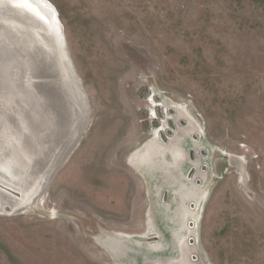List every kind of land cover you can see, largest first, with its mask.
Instances as JSON below:
<instances>
[{
    "label": "rangeland",
    "instance_id": "rangeland-1",
    "mask_svg": "<svg viewBox=\"0 0 264 264\" xmlns=\"http://www.w3.org/2000/svg\"><path fill=\"white\" fill-rule=\"evenodd\" d=\"M47 1L66 66L51 64L59 54L43 17L39 28L25 16L0 23V54L10 55L0 70L15 66L10 80L48 100L52 129L64 122L17 167L9 150L28 97H0V264H264V0ZM177 110L207 148L210 179L187 190L192 225L176 196L165 198L168 179L146 180L128 163L158 127L168 140Z\"/></svg>",
    "mask_w": 264,
    "mask_h": 264
},
{
    "label": "bare ground",
    "instance_id": "bare-ground-1",
    "mask_svg": "<svg viewBox=\"0 0 264 264\" xmlns=\"http://www.w3.org/2000/svg\"><path fill=\"white\" fill-rule=\"evenodd\" d=\"M28 2L33 7H35V9H36V7H38V9L42 13H44V12L46 13L47 12V14H46L47 17H46V15H44V16H41L40 14L39 15L41 17H43V19L46 20V24H47V22L49 23L48 26H46L45 29H46V31L48 33L51 34V37L54 38V42L56 41V43H57V52L59 54V58L58 57L57 58L53 57V61L51 63L52 66H55V62H54L55 60H56V64L60 63V58L61 59L63 58V65L66 66V63L64 62V58H67V52H66V49L64 47L65 46V44H64L65 43L64 35H63L62 27L60 26L61 28L58 29V26L56 25L58 20H57L56 11L54 10V6L52 4H50L47 0H28ZM10 17L11 16H9L7 18L6 14H0V21L2 22L3 21L2 19H4V21L6 20V22H7V20H8V22L14 21ZM32 18L34 20L33 22H30L32 26L36 25V24L37 25L40 24V20L39 19H36L33 16H32ZM51 18L56 22V24L50 23L51 20H52ZM40 25H42V23ZM41 31H43V29H41ZM2 36L4 38L7 37V32H4ZM3 37H2V39H3ZM0 38H1V34H0ZM59 39H61V41ZM2 49H5V48H2ZM5 56H10V55L5 54V53L3 54V52H1L0 61L3 62L5 60ZM53 62H54V64H53ZM1 68H2V70H0V72L4 73L3 76L7 77L8 80H9V81H6L7 79L0 80V83H1L0 84V94H1L0 97L3 98L4 102L10 104V102L12 101L14 96L17 95V94H20V100L22 98H25L26 95H25V91L22 89L23 88L22 84L18 81L19 90H17V87H13L14 86V82H12V81H15V80H10V77H12V76H10V74H8V71L9 72L11 70H13V71L16 70L17 71V68L15 66H12V65H8V66L3 65V66H1ZM69 72L71 73V71H69ZM53 75H54V77L58 78V76H59L58 70H55ZM42 81H44V80H42ZM76 83H77V81H76ZM56 93H59L58 89H57ZM43 100H42V102L40 101L41 102V104H40L39 101L36 100V96L35 95H32V96L29 95L28 98L25 101L27 103V108L23 112L24 113V117L20 118V116H18V120H20V121H19L17 126L19 127V134H20L21 140H18L19 145H16V142L14 141L15 142V143L13 142V144H14L13 145V149L14 150L11 149V148L9 150V154L11 153L10 156L15 157V155H17L16 156V162L19 163L17 165V167L21 166L22 164H26V163L30 162V160H34L37 156H40L42 153H44L45 148H48V145H49V144L46 145V142L49 139V135L50 134H54L57 129L63 130L62 127L59 125V124H63L64 123L63 121L61 123L57 124L52 129V127H51V126H53V124L51 123L52 120H50L49 117L47 118V114L46 113H42L41 112V110L43 109ZM45 100H44V104L48 107V105H49L48 100L46 98H45ZM13 101H15V100H13ZM172 107H174V106H172ZM181 112H182V110H177L176 111L177 115H175L174 119H173L174 123L175 122L177 123L176 129L173 130L172 128H170V130L173 132V134H171L170 137H167V139H168L167 141L166 140H161L159 142L158 139H156L158 137V135H157L156 129H155L154 132H153V138H151L152 141H148L147 143L146 142L142 143L133 152H131V154H130V156L128 158V163L135 171H137V172L141 173L142 175L146 176V180L149 177H151V179H153V177L155 178L156 176L159 179H163V178H165L166 180L168 179V183H167L168 186H166L164 188V190H163L165 198H168V196L171 195V194H172V196L173 195L176 196L172 200L173 204H176L177 200L179 201V204H181V206L183 208L182 211L183 212L185 211L183 216H185V217H187V215L191 216V218L189 219L188 223L191 222V225H192V223H195L197 220L195 218L196 216L194 217V214H195L194 210L190 209V206H187V203L191 200V196L194 197V196H196V194L194 192H189L188 193L187 190L188 189H192L193 190L195 188L196 183H197L198 180H199V182H202V184L204 186H206L205 184L208 183V181L210 179V174H209V170H206L205 173H204V171H201V169H200V166L203 167V164H204L203 163V161H204L203 158H205V157H202V156L198 157L196 155L194 160L189 161L190 158H191V151H190L191 148H194V149L197 150V148L199 147L198 142H195L193 140V136H195L196 133L199 134V132H197V131H200V127L198 128L196 126V124H195V126L193 124V126L189 130L186 129V128H181L180 127L181 124L179 123L180 122L179 120H184L185 122L188 121V118L185 116L186 114L184 112H182V117L179 116L178 113H181ZM157 114H158V112H156V115ZM167 117H169V114H168ZM75 119H76V115L74 116V120ZM85 119H86V117H85ZM151 119H153V118H151ZM87 120L88 119H86V121ZM166 120H168V119H166ZM82 124L84 125V123H82ZM83 125H81V126L83 127ZM162 129H164V127H162ZM81 130H79V132ZM157 130H160V128L158 127ZM193 130L195 132L192 133ZM4 133H5V131L1 132L2 135ZM155 135L157 137H154ZM189 138H191V139H189ZM194 139H195V137H194ZM1 145H5V144L2 143ZM17 148H18V154H17ZM199 153H201V152H199ZM61 161H62V159H61ZM10 164L12 165L13 162L10 161ZM14 167H15V165H14ZM188 168L190 170V180L191 181H188L184 177L185 172L187 171ZM14 173L18 176V173H17L16 170L14 171ZM178 184H180L179 185L180 186L179 187V191L172 192L171 191V187H175ZM14 187H16V185ZM196 188L194 190H196ZM201 188H203V187H201ZM199 190H201V189H199ZM203 192H205V191L203 190ZM150 193H152V192H150ZM201 195L202 196L200 198H198L197 200L195 199L196 202H194V204H192L193 206L195 205L197 207L199 205L200 201H202V199L204 198V194L201 193ZM37 199H38V197H37ZM165 207H166V210H169L170 208H173L174 206L170 207V205H167ZM23 212H24V210H23ZM25 212H26V210H25ZM149 214H150V217L152 219H154V221H155L154 216L151 215V213H149ZM152 223H153V221H152ZM152 225H154V224H152ZM190 226L188 227L189 235L187 234V236H188V238H193V232L191 234ZM151 232H158V231H151ZM176 233L175 232L173 233L174 245H176V243L179 241L177 239V234ZM151 235H152V233L145 232V234L139 235V237L148 238ZM180 235H182V234H180ZM117 236L121 237L120 240L122 238H131L132 237V236H128V235H125V234H120V235H117ZM117 236H114V237L117 238ZM158 236L164 237L165 235L164 234H159ZM158 244H159V241H158ZM148 246H149V244H148ZM149 249L155 250V251L163 250V248H160L158 246L149 247Z\"/></svg>",
    "mask_w": 264,
    "mask_h": 264
},
{
    "label": "water",
    "instance_id": "water-1",
    "mask_svg": "<svg viewBox=\"0 0 264 264\" xmlns=\"http://www.w3.org/2000/svg\"><path fill=\"white\" fill-rule=\"evenodd\" d=\"M7 12V13H6ZM0 14H6L7 15V17H9V16H13V15H16V17H23V16H25V17H23L24 19H28L29 20V23L31 22V21H34L33 20V18H32V16L33 17H35L36 19H39L40 20V24L42 23L41 22V19H42V17L41 16H44V15H46L47 14V12H46V14H45V12L44 13H42L39 9H38V7H36V9H35V7H33L29 2H28V0H0ZM41 16H40V15ZM31 16V17H30ZM52 19V18H51ZM3 20V19H2ZM6 22V21H5ZM4 22V20H3V22H1L0 21V23H1V25L2 26H4L5 24H7V23H5ZM50 23H54V24H56V22L52 19L51 20V22ZM40 24H38V28H39V25ZM0 25V26H1ZM13 25H18V24H13ZM57 25V24H56ZM21 26V25H20ZM35 26H37V24L35 25ZM60 37V36H59ZM60 41H61V39H59ZM58 42V41H57ZM3 45V44H2ZM5 60H9V56H5ZM11 60V59H10ZM16 82V85H17V88H19V84H18V80H15ZM20 82V81H19ZM24 83H28L29 84V82H28V80L27 81H25ZM30 95V93L25 97V99L28 97ZM32 95H35V94H31V96ZM36 100H38L37 99V96H36ZM6 137H8V135L6 136Z\"/></svg>",
    "mask_w": 264,
    "mask_h": 264
},
{
    "label": "flooded vegetation",
    "instance_id": "flooded-vegetation-1",
    "mask_svg": "<svg viewBox=\"0 0 264 264\" xmlns=\"http://www.w3.org/2000/svg\"><path fill=\"white\" fill-rule=\"evenodd\" d=\"M159 114H157V116H158ZM167 117V116H166ZM173 117V118H172ZM166 119H168V120H170V119H174V116H171V117H167ZM165 121V120H164ZM160 128V133L159 134H157L158 135V139H159V137L160 136H162L161 135V133L163 132L162 131V126H160L159 127ZM176 129V128H175ZM193 132H195L194 130L192 131V133ZM198 132V131H197ZM173 134V133H172ZM196 135H198V133H196ZM195 138H196V136H194ZM153 138V137H152ZM162 138V140H164V138H163V136L161 137ZM189 139H191V138H189ZM149 141H152V140H149ZM148 142V141H147ZM146 142V143H147ZM207 148H205V147H198L197 148V150L196 149H194V148H191V158H190V160L189 161H192V160H194V158H195V156L197 155L198 157L200 156H203L204 155V153H206L207 151ZM199 152H201V153H199ZM206 156V155H205ZM204 156V157H205ZM203 168V167H202ZM205 168V167H204ZM184 177L188 180V181H191L190 180V170H189V168L187 169V171L185 172V175H184Z\"/></svg>",
    "mask_w": 264,
    "mask_h": 264
}]
</instances>
